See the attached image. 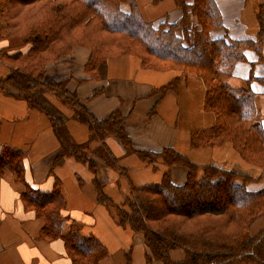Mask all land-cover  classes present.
<instances>
[{
	"label": "trees",
	"instance_id": "1",
	"mask_svg": "<svg viewBox=\"0 0 264 264\" xmlns=\"http://www.w3.org/2000/svg\"><path fill=\"white\" fill-rule=\"evenodd\" d=\"M175 2L184 12L183 30L189 15L196 19V26L185 30L184 36L179 35L178 23L155 25L145 19L136 0H0V57L10 68L0 82L31 106H38L33 90L43 88L72 108L87 125L92 141L115 136L143 159L153 162L155 157L168 168L187 169L183 186L174 185L164 174L158 184L132 188L124 204L127 208L117 214L121 224L143 234L152 258L163 264H264V187L256 191L247 187L260 178L214 165L197 166L172 149L151 158L133 148L127 118L119 111L97 119L67 90L70 78L46 79L47 65L70 57L78 47L90 51L85 66L90 76L105 60L125 55L139 57L146 68L196 75L206 87L205 109L216 120L211 128L193 135L195 147L230 142L243 161L264 170V102L259 105L262 100L250 83L235 88L223 79L253 43L211 38L212 31L223 29L215 0ZM260 83L264 86V78ZM66 150L59 161L66 156L81 161L86 157L81 147ZM24 157L21 150L4 147L0 168L21 177ZM24 201L44 220L43 237L65 241L73 264H92L105 256V246L82 234L76 223L63 234L65 203L58 184L51 192L27 188ZM175 251L183 254L179 261L172 259Z\"/></svg>",
	"mask_w": 264,
	"mask_h": 264
},
{
	"label": "crops",
	"instance_id": "2",
	"mask_svg": "<svg viewBox=\"0 0 264 264\" xmlns=\"http://www.w3.org/2000/svg\"><path fill=\"white\" fill-rule=\"evenodd\" d=\"M136 1L155 25L180 24V36L195 25L189 15L182 29L184 12L175 0ZM192 2L187 0V4ZM215 2L223 29L212 31L211 38L253 43L225 77L235 88L241 82L250 83L263 105L264 0ZM89 56V50L75 49L70 57L48 66L47 80L70 78L67 90L97 119L119 111L127 118L133 148L151 158L172 149L197 166L214 165L260 178L247 185L250 190L264 187V170L243 161L230 142L213 147L193 144V135L211 128L216 120L205 109L206 87L201 78L176 69L143 67L135 55L109 58L90 76L85 70ZM9 73L0 59V81ZM43 90L32 92L38 106H31L14 88L0 82V155L4 147H12L25 156L21 177L14 170L0 168V264H73L65 241L43 237L44 220L24 201L27 188L51 192L57 184L65 203L63 234L76 223L82 234L94 236L105 246V256L92 264H163L151 257L143 234L121 224L117 214L127 208L124 204L132 188L158 184L164 174L174 185L183 186L187 169L168 168L155 157L153 162L143 159L126 150L115 136L92 141L87 125L74 116L72 108ZM72 147H81L84 160L66 156L59 161ZM182 257L180 251L172 253L175 261Z\"/></svg>",
	"mask_w": 264,
	"mask_h": 264
},
{
	"label": "rangeland",
	"instance_id": "3",
	"mask_svg": "<svg viewBox=\"0 0 264 264\" xmlns=\"http://www.w3.org/2000/svg\"><path fill=\"white\" fill-rule=\"evenodd\" d=\"M123 7H124L125 10H128V9H129V7L126 6V5H124ZM142 13H143V12H142ZM143 14H144L143 16H144L145 19H148V18H149V14H148L147 12H146V13H143ZM191 22H193V24H195V25H193V26H196V20H195V19H192ZM78 48H81V47H78ZM76 49H77V48H76ZM84 49H85V48H84ZM0 59H1V57H0ZM57 62H60V60L57 61ZM57 62H56V63H57ZM50 64H51V63H50ZM50 64L47 65V68H48V66H49ZM45 76H46V75H45ZM228 76H229V75H228ZM46 79H47V76H46ZM223 79H227V80L229 81V79H228L227 77H225V76H224ZM48 81H51V80H48ZM241 85H243L242 82H241ZM36 90H37V89H34L33 92L35 93ZM43 91H44V90H43ZM45 91H46V90H45ZM260 100H261V99H260ZM259 180H260V179H259ZM259 180H258V181H259ZM256 227H258V226H256Z\"/></svg>",
	"mask_w": 264,
	"mask_h": 264
}]
</instances>
